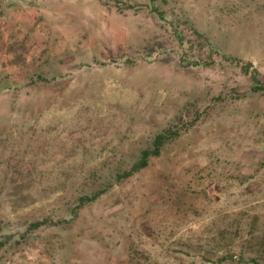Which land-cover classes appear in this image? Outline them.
Masks as SVG:
<instances>
[{
  "label": "rangeland",
  "instance_id": "374dc122",
  "mask_svg": "<svg viewBox=\"0 0 264 264\" xmlns=\"http://www.w3.org/2000/svg\"><path fill=\"white\" fill-rule=\"evenodd\" d=\"M257 82L264 0H0V264H264Z\"/></svg>",
  "mask_w": 264,
  "mask_h": 264
},
{
  "label": "trees",
  "instance_id": "16d2710c",
  "mask_svg": "<svg viewBox=\"0 0 264 264\" xmlns=\"http://www.w3.org/2000/svg\"><path fill=\"white\" fill-rule=\"evenodd\" d=\"M259 82L254 85L253 88L255 89H264V86L259 85ZM167 135L164 133H159L155 136L153 140V148L151 150H142L140 158L137 163L131 166L130 169L124 171L120 177H127L131 175L133 172L145 167L148 162V158L150 155H156L159 152V148L164 143V141L167 139ZM119 178V176H118ZM106 190V187L99 188L98 190L94 191L91 195H85L80 197V205H83L85 202H91L94 199H96L100 194H102ZM37 224V223H36ZM1 244V243H0Z\"/></svg>",
  "mask_w": 264,
  "mask_h": 264
},
{
  "label": "crops",
  "instance_id": "0c3cea01",
  "mask_svg": "<svg viewBox=\"0 0 264 264\" xmlns=\"http://www.w3.org/2000/svg\"><path fill=\"white\" fill-rule=\"evenodd\" d=\"M68 2L70 3H73V4H76V5H87V2H89V0H68ZM69 4V3H68ZM36 16H37V19L41 16V13H39L38 11L36 12ZM54 17V15H53Z\"/></svg>",
  "mask_w": 264,
  "mask_h": 264
}]
</instances>
